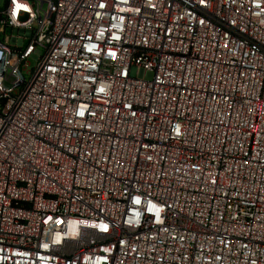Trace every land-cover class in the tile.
Masks as SVG:
<instances>
[{
	"label": "built area",
	"instance_id": "2783aa9c",
	"mask_svg": "<svg viewBox=\"0 0 264 264\" xmlns=\"http://www.w3.org/2000/svg\"><path fill=\"white\" fill-rule=\"evenodd\" d=\"M0 264H264V0H2Z\"/></svg>",
	"mask_w": 264,
	"mask_h": 264
},
{
	"label": "rangeland",
	"instance_id": "374dc122",
	"mask_svg": "<svg viewBox=\"0 0 264 264\" xmlns=\"http://www.w3.org/2000/svg\"><path fill=\"white\" fill-rule=\"evenodd\" d=\"M1 3H2V0H0V5H1Z\"/></svg>",
	"mask_w": 264,
	"mask_h": 264
}]
</instances>
